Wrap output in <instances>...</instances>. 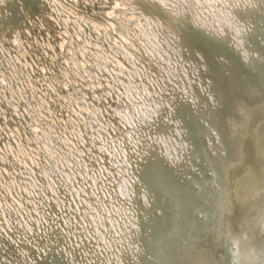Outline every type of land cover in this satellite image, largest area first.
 Masks as SVG:
<instances>
[{
    "label": "bare ground",
    "instance_id": "1",
    "mask_svg": "<svg viewBox=\"0 0 264 264\" xmlns=\"http://www.w3.org/2000/svg\"><path fill=\"white\" fill-rule=\"evenodd\" d=\"M148 1L214 32L210 46L231 42L241 58L253 56L240 19L264 0ZM9 2L0 0L3 16ZM205 43L134 0H39L15 25L0 24V240L11 244L4 252L0 241L3 264H35L50 247L66 264H264V77L211 63L199 84L204 66L184 51L198 45L210 61ZM169 114L160 133L155 121ZM208 131L218 140L206 150ZM152 143L169 166L152 154L137 163ZM196 154L215 193L182 184L199 170ZM134 192L143 212L129 203ZM150 204L167 218L150 216ZM51 225L66 247L50 239ZM81 239L87 245L76 247Z\"/></svg>",
    "mask_w": 264,
    "mask_h": 264
},
{
    "label": "water",
    "instance_id": "2",
    "mask_svg": "<svg viewBox=\"0 0 264 264\" xmlns=\"http://www.w3.org/2000/svg\"><path fill=\"white\" fill-rule=\"evenodd\" d=\"M21 1V8L19 9L16 0H10L9 3H5V7H7L10 10V15L9 16H3L0 13V24L1 25H15L16 22H19L21 20V15H22V10L24 11H28L29 9H35L39 3V0H20ZM135 3H137L138 6H141L143 8H148L150 9L151 13H153L155 16H157L158 18L161 19V21H165L167 23H169V25L171 27H173V29L175 31H178L180 33V35L184 34V33H188V32H192L195 33L197 36L202 37L205 39V41L208 43H205L204 48L209 52L210 54V61L205 58L203 50L198 46V45H192L190 47H186V50L184 51V57L187 60H191L193 63H197L198 61H200L203 66H204V70L203 71H198L196 74L197 78H198V83L199 84H204V80H209V76L211 78V74L212 72V64H215L216 67L218 68H222L224 70H227V68L229 67L230 63L232 62V58L228 56V54L234 56L236 58V62L241 64L243 66V64H245V66H243L244 73L247 72L249 70L250 65H258L261 63H264V47L262 45V42L264 41H259L260 34L258 35V37H254L253 40H255L254 42L258 43V46L260 47H256L254 48V46L252 45V37H250L247 32H252L253 28L257 27L258 28V24L257 21H255L256 16H258L259 14H261L262 12H264V9L259 10L254 9L251 10L247 15V17L245 19L241 18L240 20H244L245 24L249 23L250 24V30L248 29L246 34H242V46L243 48L248 49L249 51L253 52L254 55L249 57V62L248 60H242L241 59V54H240V50L238 51L237 49H231L228 45H232L231 42H229V44L224 47L223 49H216L210 45H212L208 40H215L217 39L216 34L214 32H212L211 30H207L204 31L203 28H200L197 24H195L194 22H190L187 19H181V17H178V15H172L169 12L165 11L163 8L159 7L156 3L154 2H150L148 0H134ZM259 10V11H258ZM244 24V25H245ZM181 37V36H180ZM182 38V37H181ZM263 39V38H261ZM183 44V43H182ZM185 45V44H184ZM237 48H239L238 46H236ZM225 49V50H224ZM258 50V51H257ZM227 52V54H226ZM195 53L199 54L200 56V60L199 58L195 55ZM187 54L189 55V57H187ZM196 56V57H195ZM262 59V60H260ZM255 60L257 61V63L255 62ZM215 61V62H213ZM260 63H259V62ZM241 67V66H240ZM194 74V73H193ZM242 74V72H241ZM250 74H253V70H250ZM209 75V76H208ZM194 84V81L191 83V88L193 86V90L194 92L196 91V86ZM173 99L179 103H181V101L183 102H187L186 96L183 95L181 92H179L178 90H175L173 92ZM186 104V103H184ZM162 117V116H161ZM158 117V122L160 123V125L162 126V133H164L165 129L170 130L171 128V123L173 121V115L169 114L165 119L166 121H162V118ZM169 121H168V120ZM168 121V122H167ZM158 131V130H157ZM160 153V152H159ZM156 153L155 151V146H153L152 143V151L149 150L147 152V154H152L158 157V159L160 161L163 162V155ZM144 157H146V155H144ZM142 158V157H141ZM140 158V159H141ZM139 164H141L142 162H137ZM130 202L134 205L135 202L132 201V199H130ZM129 202V203H130ZM59 223V222H58ZM57 227H53L51 225L50 230L47 232L48 236L50 237V239L54 238L56 241V245H63L64 247H66L67 243L62 244V239L63 236H60V233H58V231H56ZM54 230L56 232V234L54 233ZM132 231V230H131ZM62 238V239H61ZM2 241V240H0ZM3 242V241H2ZM6 246L4 247V252H6L8 249L11 248V244L7 243L6 241L3 242ZM82 244H78L80 248H82V246H84L86 244V242L81 239ZM18 244L19 247H22L24 249H26L27 251L31 252L33 254V250L30 248V246L27 243L21 242L20 239H18ZM87 245V244H86ZM89 248L91 245V242H88ZM53 247H50V251L49 253L46 255L45 258H41V260H36L35 258L33 260L35 264H53L52 262V258H55V253L52 252ZM74 251V250H72ZM76 253V251H74ZM57 253L59 255L60 258H62V255L60 254V252L57 250ZM5 255V254H3ZM10 255V254H9ZM2 255H0L1 257ZM4 258V256H2ZM122 259H123V253H122ZM3 260L0 261V264H3ZM19 262L17 261L16 264H18ZM57 264V263H56Z\"/></svg>",
    "mask_w": 264,
    "mask_h": 264
},
{
    "label": "rangeland",
    "instance_id": "3",
    "mask_svg": "<svg viewBox=\"0 0 264 264\" xmlns=\"http://www.w3.org/2000/svg\"><path fill=\"white\" fill-rule=\"evenodd\" d=\"M263 12L260 14V16H258L259 18H257V21H259L260 22V25H261V32L264 34V18H263ZM262 16V18H260ZM262 41H264V39L262 40ZM262 43H264V42H262ZM264 45V44H263ZM196 116H197V114H196ZM197 117H199V116H197ZM198 123H199V118H198ZM206 141H208V140H202V143H203V147H204V149H205V146H206ZM196 156H197V154H196ZM196 164L198 163V164H202V162L199 160V157L197 156V158H196ZM163 164V163H162ZM200 164V167H201V170H200V167H199V170H197L198 168L196 167V170L194 171V174L195 175H197V174H199V176H197V177H195V179L194 180H192V179H190L187 183H186V185H185V187H186V189H187V191L190 193V194H192L193 192H195L196 190H197V187H198V185H199V183H201L202 182V184H206L207 185V189H209V188H212V187H214V185H216V184H214L215 182H213L214 180H213V178H211L210 180L208 179V180H206V178L208 177H210L209 176V174H210V171L209 172H206V170L204 169V168H202L204 165H201ZM197 171V172H196ZM202 179V180H201ZM176 180H177V178H176ZM188 183H190V185L188 186L187 184ZM194 194H196V193H194ZM194 212V211H193ZM200 215H201V212H200ZM150 216H152V214H150ZM194 217H196V215L194 214L193 215V218ZM149 231V230H148Z\"/></svg>",
    "mask_w": 264,
    "mask_h": 264
}]
</instances>
